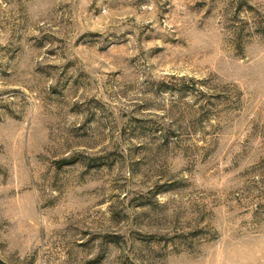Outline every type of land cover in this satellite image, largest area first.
Here are the masks:
<instances>
[{
    "label": "rangeland",
    "instance_id": "rangeland-1",
    "mask_svg": "<svg viewBox=\"0 0 264 264\" xmlns=\"http://www.w3.org/2000/svg\"><path fill=\"white\" fill-rule=\"evenodd\" d=\"M0 264H264V0H0Z\"/></svg>",
    "mask_w": 264,
    "mask_h": 264
}]
</instances>
